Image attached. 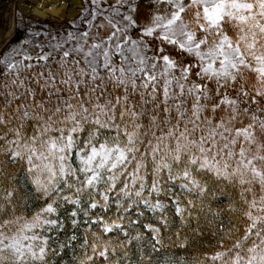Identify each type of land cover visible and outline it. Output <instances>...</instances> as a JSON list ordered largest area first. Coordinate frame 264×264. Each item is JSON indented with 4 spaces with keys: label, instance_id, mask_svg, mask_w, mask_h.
<instances>
[{
    "label": "snow or ice",
    "instance_id": "obj_1",
    "mask_svg": "<svg viewBox=\"0 0 264 264\" xmlns=\"http://www.w3.org/2000/svg\"><path fill=\"white\" fill-rule=\"evenodd\" d=\"M22 2L0 264H264V0Z\"/></svg>",
    "mask_w": 264,
    "mask_h": 264
},
{
    "label": "bare ground",
    "instance_id": "obj_2",
    "mask_svg": "<svg viewBox=\"0 0 264 264\" xmlns=\"http://www.w3.org/2000/svg\"><path fill=\"white\" fill-rule=\"evenodd\" d=\"M25 7L22 0H0V25L11 28L13 17ZM11 35V32L8 33Z\"/></svg>",
    "mask_w": 264,
    "mask_h": 264
},
{
    "label": "rangeland",
    "instance_id": "obj_3",
    "mask_svg": "<svg viewBox=\"0 0 264 264\" xmlns=\"http://www.w3.org/2000/svg\"><path fill=\"white\" fill-rule=\"evenodd\" d=\"M19 15H20V13L17 14V16H19ZM18 35H19V33H17V37H18Z\"/></svg>",
    "mask_w": 264,
    "mask_h": 264
},
{
    "label": "trees",
    "instance_id": "obj_4",
    "mask_svg": "<svg viewBox=\"0 0 264 264\" xmlns=\"http://www.w3.org/2000/svg\"><path fill=\"white\" fill-rule=\"evenodd\" d=\"M22 31V30H21ZM22 41V40H21ZM13 46H15V44L13 45Z\"/></svg>",
    "mask_w": 264,
    "mask_h": 264
},
{
    "label": "water",
    "instance_id": "obj_5",
    "mask_svg": "<svg viewBox=\"0 0 264 264\" xmlns=\"http://www.w3.org/2000/svg\"><path fill=\"white\" fill-rule=\"evenodd\" d=\"M19 33V32H18ZM17 40V39H16Z\"/></svg>",
    "mask_w": 264,
    "mask_h": 264
}]
</instances>
